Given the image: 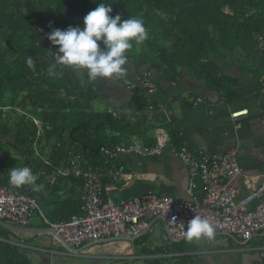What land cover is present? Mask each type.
I'll list each match as a JSON object with an SVG mask.
<instances>
[{"label":"trees","instance_id":"16d2710c","mask_svg":"<svg viewBox=\"0 0 264 264\" xmlns=\"http://www.w3.org/2000/svg\"><path fill=\"white\" fill-rule=\"evenodd\" d=\"M128 24L151 38L148 51L138 52L125 40L130 36ZM64 30L72 34L71 43L60 38ZM254 33L264 34V0H0V149L16 150L25 163H36L35 170L51 174L65 166L71 147L83 151L86 165H103L100 147L123 143L144 131L133 121L149 106L144 89H131L120 111L95 110L91 101L98 92L80 77L74 62H56L49 47L65 53L77 47L91 64L103 54L111 56L103 45L109 42L121 69L128 62L136 67L148 64L172 83L186 72L220 100L231 102L237 99L236 79L221 72L218 61L227 52L252 50ZM13 106L25 113L14 115ZM26 112L41 119L42 133ZM44 140L50 150L41 162L33 148H40ZM4 173L1 166L0 184L16 182L30 191L49 221L80 213L75 189L60 202L46 201L40 189L32 190ZM57 178L49 188H59L62 182L81 184L72 175ZM10 233L0 224V264H30L20 247L9 241ZM166 259L150 258L143 264H166Z\"/></svg>","mask_w":264,"mask_h":264},{"label":"crops","instance_id":"0c3cea01","mask_svg":"<svg viewBox=\"0 0 264 264\" xmlns=\"http://www.w3.org/2000/svg\"><path fill=\"white\" fill-rule=\"evenodd\" d=\"M226 55L223 60L218 61V65L221 72L236 79L234 91L237 99L231 102L220 100L215 92L208 90L203 83L194 80L186 72H182L177 83H172L148 64L136 67L134 63L128 62L124 70L129 80L136 81L139 76L147 77L156 83V91L151 95L149 106L137 112L133 118L144 130L138 135L142 141L153 142L157 130L163 129L171 140L176 138L178 144L175 145L185 143L194 152L204 150L211 154H222L235 151L242 169L235 184L240 187L239 197H242L247 193L242 184L243 178L249 176L255 181L257 177L264 175V65L253 50H235L227 52ZM83 80L85 83L89 82L98 92L91 101L95 110L107 108L115 113L122 110V106L128 102L131 89L115 81L112 76L99 74ZM244 110L246 112L243 113ZM237 112L243 114L232 117V113ZM116 162L124 163L133 173V179L128 183L121 178L104 181L107 194L115 201L147 190L178 200L187 199L188 170L170 150L166 149L161 155L149 157L121 154L116 158ZM58 186L56 189H51L48 185L42 186V197L46 201L60 202L69 196V190L75 189L76 198L81 199V184L62 182ZM195 192L201 195L200 185ZM40 225L42 222L38 217L26 230H37ZM162 233V230L155 227L143 237L147 240L142 245L149 249L138 255L143 263L150 258H167L166 264H256L259 248L264 246V237L260 235L242 244L224 236H215L212 241L207 242L199 235L175 242L182 244L186 241L182 248L170 250L171 244L160 241L163 238ZM14 237L16 240L11 242H22L20 250L29 259L30 264L45 259L46 264H71V253L60 245L53 246L47 236L28 237L22 232L11 230V239ZM29 238L35 242L27 243L25 240ZM103 242L106 240L95 244ZM95 244H86L78 250L79 255H74L84 256L80 254L82 250ZM108 257L111 256L105 258Z\"/></svg>","mask_w":264,"mask_h":264},{"label":"built area","instance_id":"2783aa9c","mask_svg":"<svg viewBox=\"0 0 264 264\" xmlns=\"http://www.w3.org/2000/svg\"><path fill=\"white\" fill-rule=\"evenodd\" d=\"M253 51L264 65V34H253ZM96 51L100 46L95 45ZM111 56L105 61L89 64L78 49L70 52L55 50L53 59L59 63L74 62L77 72L83 76L108 73L130 89H144L146 101L156 91V83L147 77L129 80L125 70L115 62L112 45L106 47ZM113 54V55H112ZM246 110L243 111V113ZM25 113V110H22ZM242 112L232 113L237 117ZM42 133L39 117L26 112ZM168 149L178 157L188 170L186 200L147 190L141 194L115 201L107 194L106 179H133V173L122 162H116L121 154L138 156L161 155ZM103 165H86L84 153L70 148L65 166L56 170L57 175H72L80 178L82 185L80 213L67 220L52 222L45 218L35 197L18 183L0 184V224L9 230L22 232L28 237L47 236L51 244L64 247L71 254L86 244H95L107 239H128L144 236L155 227L162 230L163 238L175 243L201 235L207 242L215 236H224L246 243L257 235L264 237V175L246 176L242 184L247 193L239 197L240 187L235 180L242 169L235 151L211 154L204 150L192 151L185 143L175 145L165 130H157L154 141L146 143L138 135L125 142L100 147ZM200 185L201 195L196 194ZM38 215L48 226L46 231H27L32 216ZM14 244L21 246L22 242ZM256 264H264V246L259 248ZM55 252L54 249H50Z\"/></svg>","mask_w":264,"mask_h":264},{"label":"rangeland","instance_id":"374dc122","mask_svg":"<svg viewBox=\"0 0 264 264\" xmlns=\"http://www.w3.org/2000/svg\"><path fill=\"white\" fill-rule=\"evenodd\" d=\"M127 27L130 29V36L127 37L126 41H131L138 52H146L148 51V43L151 41L150 37L141 30V28L136 27L135 25L128 24ZM68 32L64 30L60 35V38L63 41H67L69 43L72 42L73 36L71 33L65 34ZM109 42H104V47L108 46ZM151 43V42H150ZM111 44V43H110ZM112 45V44H111ZM77 49V47H76ZM107 50V49H106ZM55 50L49 47L48 52L49 55L52 57V54ZM156 53V52H154ZM108 54V55H107ZM87 58L93 57L90 52L87 54ZM98 55V54H97ZM96 55V56H97ZM95 56V55H94ZM109 53L103 54V57L100 61H105L109 58ZM82 79H85L82 74H80ZM9 97V96H7ZM13 112L15 114L22 113V109L16 108L13 106ZM49 141L44 140L41 142L40 148L34 146V156L38 158L39 161L44 162L47 159V153L49 152ZM3 167L5 170L4 175L7 176H14L18 177L19 183L23 186H29L30 189L35 190L36 188L40 189L42 186L54 184L57 182V174L54 173H47L45 169L38 172L36 169V163L26 162L25 157L17 152L16 150L10 149L8 147H1L0 149V167ZM38 218V215L32 216V221ZM42 225L37 227L39 231H46L48 226H46L42 219L40 218ZM16 240V238L11 239V233L9 235V241ZM146 238H137L134 241H129L126 239H112L110 241H106L103 243L91 245L90 247L84 248L80 254L84 256H77L74 254H70L71 264L78 263V264H143L142 259L138 256L139 254H143L144 250L146 252V246L144 247L142 244L145 242ZM166 244H171L170 250H176L182 248V244L186 243L183 241L182 244L178 243H168L164 238L160 239ZM27 243H33L35 241H30L29 239L25 240ZM38 241V240H36ZM159 241V240H158ZM92 251H94L92 254ZM90 253L92 255H90ZM24 254V253H23ZM79 255V254H78ZM106 256H111L105 258ZM56 257V256H55ZM46 264L47 259L42 261H36V264Z\"/></svg>","mask_w":264,"mask_h":264},{"label":"water","instance_id":"95a60500","mask_svg":"<svg viewBox=\"0 0 264 264\" xmlns=\"http://www.w3.org/2000/svg\"><path fill=\"white\" fill-rule=\"evenodd\" d=\"M137 238H138V236H133V237H130V238L126 239V240L134 241V240L137 239ZM107 240H112V239H107ZM107 240H106V241H107Z\"/></svg>","mask_w":264,"mask_h":264}]
</instances>
